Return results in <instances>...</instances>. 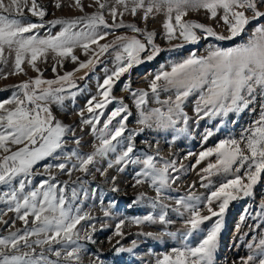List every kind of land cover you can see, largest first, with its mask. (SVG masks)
Segmentation results:
<instances>
[{"label":"rangeland","instance_id":"374dc122","mask_svg":"<svg viewBox=\"0 0 264 264\" xmlns=\"http://www.w3.org/2000/svg\"><path fill=\"white\" fill-rule=\"evenodd\" d=\"M0 264H264V0H0Z\"/></svg>","mask_w":264,"mask_h":264}]
</instances>
